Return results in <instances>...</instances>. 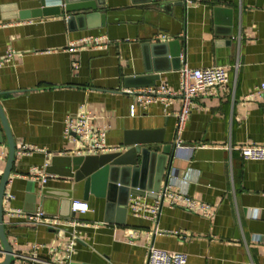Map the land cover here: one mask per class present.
<instances>
[{
  "label": "crops",
  "instance_id": "obj_1",
  "mask_svg": "<svg viewBox=\"0 0 264 264\" xmlns=\"http://www.w3.org/2000/svg\"><path fill=\"white\" fill-rule=\"evenodd\" d=\"M101 1L89 19L69 23L65 0H0V20L6 22L0 26V58L14 51L0 71V103L16 148L41 149L16 156L7 185L13 195L4 207L15 255L11 264H32L22 256L32 255L34 244L42 245L37 255L48 264H144L150 245L185 252L187 264H264V160L244 159L239 150L264 143V103L251 95L264 82V0ZM216 6L231 8L232 19L216 15ZM90 36L106 47L78 43ZM171 40L179 41L173 44L179 54L166 57L164 47L154 48L163 54L156 58L152 46ZM184 63L224 66L229 82L198 100L180 133L179 97L137 106L131 115L135 95L148 84L168 83L171 91H180ZM83 113L94 116L93 127L107 128V144L118 148L114 152L124 150L127 131L164 129L171 155L152 163L145 184L161 188L176 169L174 187L211 203L215 214L205 218L170 207L165 199L156 219L135 215L131 197L152 204L158 193L146 190L128 200L131 173L119 177L107 197L90 194L85 199L84 180L75 181L67 160H53L83 155L80 142L63 137L67 116ZM178 140L194 148L190 159L186 153L175 155ZM8 153L0 122V175ZM35 167L44 170L46 183L30 177ZM75 201L87 203L88 210L74 212ZM37 208L58 215L59 225L32 226L9 212ZM73 230L76 241L68 255ZM132 231L139 235L129 237ZM4 259L0 239V262Z\"/></svg>",
  "mask_w": 264,
  "mask_h": 264
},
{
  "label": "built area",
  "instance_id": "obj_2",
  "mask_svg": "<svg viewBox=\"0 0 264 264\" xmlns=\"http://www.w3.org/2000/svg\"><path fill=\"white\" fill-rule=\"evenodd\" d=\"M6 24L5 21L0 20V26ZM162 38H166L163 35ZM79 44L95 46L99 48L106 47L104 43L100 41L99 37H86L78 41ZM14 51H7L3 58H0V71L4 65L13 57ZM183 56V55H181ZM73 67L78 69L80 63L78 61L73 62ZM180 91L173 92L169 88L168 83H161L160 85L149 86L142 89L135 95L134 102L130 106L131 115H135L137 106H145L147 104L156 102L160 99L172 100L177 97L181 99V107L177 111V130L178 133L185 127L193 110L198 105V100L205 97L212 96L217 88L227 85L229 77L226 67L224 66H211L205 68H191L187 63H184L180 69ZM1 92V84H0ZM261 98L264 103V82L257 86V93L251 94ZM93 115L90 113H83L80 115H68L65 120V128L63 137L71 141H77L81 143V147L78 152L83 155H100L103 153H110L116 151L117 147H111L107 144V128L106 127H93L92 119ZM41 149L27 144H23L16 148L17 155H31L35 151ZM239 150L244 159L247 160H264V143H248L239 147ZM194 148H188L183 145L181 140L176 143V156H181L182 153H186L187 159H190ZM44 170L33 168L30 172V177L33 179H40L42 183L48 181V176L43 172ZM173 176L170 177V182L162 186L158 191L157 200L150 204L141 197L134 196L130 198L129 204L135 215L141 217H150L156 219L160 213L162 204L165 199L168 201L170 207H182L193 212L199 213L205 218H211L215 211L213 205L206 201H202L194 198L183 187H174L176 185V169L173 170ZM12 179L10 177L9 182ZM13 198L7 190L4 197V207L8 206V202ZM72 209L74 212H86L88 210V204L84 202H73ZM10 213L17 214L24 218L25 223L32 226H46L57 227L59 225L60 217L58 215H51L46 213L42 208H37L32 212H27L22 209H9ZM80 226L84 225L78 224ZM75 230L71 232V236L66 244V251L68 255L74 251V245L76 241ZM138 231H132L129 237L138 236ZM131 239V238H130ZM42 245H33V254L29 256H22L23 258H29L32 264L43 263L48 264L38 258L37 250ZM67 261H70L67 258ZM188 255L185 252L166 251L150 245L147 249L146 260L144 264H187Z\"/></svg>",
  "mask_w": 264,
  "mask_h": 264
},
{
  "label": "water",
  "instance_id": "obj_3",
  "mask_svg": "<svg viewBox=\"0 0 264 264\" xmlns=\"http://www.w3.org/2000/svg\"><path fill=\"white\" fill-rule=\"evenodd\" d=\"M72 0H65L66 11L70 13L69 23H73L77 17H87L89 19L93 12H99V4L101 0H81L78 5H71ZM44 2V1H43ZM53 2H61V0H53ZM215 14H227L232 19V9L225 6H216ZM178 40L157 43L153 48L156 58L163 56L162 51L156 52L154 48H165V56L174 57L179 54L173 52V44ZM157 76V75H156ZM153 78V77H152ZM155 83L146 85L155 86ZM0 122L7 137L9 153L3 173L0 175V239L5 253V259L0 264H11L14 260V250L7 238L4 226V197L7 189L8 181L11 177L14 162L16 159V143L13 138L7 117L0 103ZM164 129L156 130H132L125 134L124 150L100 155H80L75 157H53V160L63 158L68 161V169L70 175L75 178L76 182L84 180V198L88 199L90 194L99 197H107L110 192L118 185L119 177L131 173L134 175V181L129 187L128 200L131 194H145L149 190L151 194L157 193L160 186L153 188L147 187L145 180L152 163L159 158V161L171 155L172 145L164 144ZM159 155V157H157ZM48 166L46 171L49 172ZM139 176V180H138ZM121 186V185H119ZM44 193L46 191L44 190ZM149 193V192H148ZM70 194V193H68ZM71 203V201H70ZM72 204V203H71ZM72 206V205H71Z\"/></svg>",
  "mask_w": 264,
  "mask_h": 264
}]
</instances>
